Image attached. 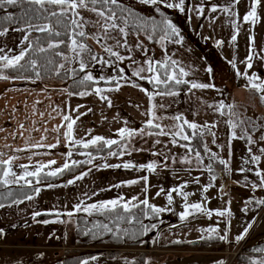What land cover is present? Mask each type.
Masks as SVG:
<instances>
[{
	"label": "snow or ice",
	"instance_id": "obj_1",
	"mask_svg": "<svg viewBox=\"0 0 264 264\" xmlns=\"http://www.w3.org/2000/svg\"><path fill=\"white\" fill-rule=\"evenodd\" d=\"M141 3L145 5H155L158 6L160 4H164L167 8H176L181 12L185 11V0H178V2H174V0H141ZM241 3V0H229L228 4L220 7L219 10L223 13L229 15L230 17H234L237 13L233 12V7ZM20 5H28L29 7L25 11L24 15L28 17V20L24 27H16L13 30L17 32H24L19 47L18 54L9 55L3 48H0V80H9L10 77L5 74L6 70H13L19 73V75L12 77V79L19 80H32L31 75H25L26 73L34 74L35 80L43 79L41 69H44L45 73H51L57 77H60L62 72L63 75L67 78L73 79V83L83 86L85 90L79 91L76 93L69 92L67 89L64 91L68 96L78 95L80 97H84L90 94H94L99 97L101 101H106L111 107L112 101L105 93L118 91L122 86L121 81L129 82L130 78L124 75V69L119 68L118 62L124 61L125 59H132L131 56L121 55L120 51L114 50L119 48H126L129 52L132 51V48L129 46L127 37L132 32H149L147 35L148 40H153V35L151 33L162 32L160 35V42L163 46V41L165 40H173L176 44H181L183 41V37L180 35L179 29L173 24L170 19L164 18L157 22L155 19H143L141 22L136 23V21H140V18L136 16V14L130 9L124 7L120 0H0V10L4 11L6 14L2 17L3 20L6 21H14L15 17L11 11L8 9L15 6ZM262 7V0H251V4L249 10L242 17L244 22H250L252 24H256L260 21L261 17L258 14V9ZM213 12L218 10L217 6H213L211 9ZM156 11L160 12V7H156ZM199 14L203 15L204 8L200 7L197 9ZM85 12L93 14L94 19L86 17L84 15ZM29 13H32V16H29ZM40 20L44 19L46 23H33L32 20ZM130 22H132V27H129ZM233 26L236 29V34L231 36V40L234 42L237 39V34L239 33V25L235 23L233 20ZM91 28L93 31L89 33L88 29ZM9 32L8 28H3L0 30V36H5ZM33 32L46 34L48 37L46 46L40 43V36L35 38V43L33 42V38L31 34ZM63 37V38H61ZM92 39L95 41L97 45H99L104 52L108 54L109 57H113V61L104 60L103 58L98 57L95 54H92V50L89 45L86 43V40ZM108 40L114 41V45H110L107 43ZM223 44V41H217V45ZM67 49V52L61 51V47ZM135 48L141 50L147 56V49L144 48L142 42H137ZM54 53L55 57H60L61 61L57 62L53 58H47L45 64H40L37 59L29 58L30 52H35L37 54H47L49 51ZM9 52L12 50L9 49ZM250 52L246 58V68L251 69L253 67V59H254V37H250ZM70 53L71 55H69ZM87 57V58H85ZM261 60H264V56L260 57ZM89 61L100 63L102 65L112 64L118 68L119 75H114L109 78H105L101 75L98 79L94 78L90 71H86L89 67ZM73 62H78V68L76 67H67L66 64H71ZM134 64L135 60L132 61ZM232 66L235 68V62L230 61ZM145 66L137 67L135 71L132 72V77H138L140 80H147L149 84H152L155 91H148L143 87L133 83L132 86L140 87V91L144 92L149 100L150 107L147 109L145 115L149 118L146 121L145 128L140 129L139 131L129 129L127 127H122L118 129V134L120 139H106L103 136H90L89 139L85 140L84 138L75 139L74 138V130L77 125V121L81 116L87 115V113L80 112L79 109L83 107V105H78L76 109L72 110L76 113L75 118H73L70 114H64L62 116V125H58L53 128L51 131L61 133L64 138H66L73 146L80 145L84 149L96 148V150L103 151L106 147L109 149L107 155L108 156H124L126 154V150L128 145L122 143L125 140H131L136 135L140 136H157V137H171L170 143L174 146H179L186 151V155L182 159V163L192 164L193 160L190 158L189 154L194 153L195 161L197 164L203 163V157L201 155V151L197 150L192 141L194 139L199 140L203 152L210 156L211 160L218 159L217 153L213 152L212 149L208 146L206 142H204L203 138L205 135L212 136V143L215 144L216 133L213 129L216 127L215 124H208L207 122L204 124H198L194 121H189L182 114L174 115L172 117H164L157 115V107L163 108L164 105L157 106L153 103L155 97L157 96H176L178 93L173 91V87L181 84H189L191 89H208L215 87L212 84L206 83H197V82H189L187 80L182 79L181 77L188 76V72L179 65V62L175 59H172L171 56H165L164 60H153L150 58H146L144 61ZM210 73L211 68L207 69ZM151 73L152 75H144V73ZM79 73H85L82 78L76 79ZM237 75L243 76L248 83L246 84L247 88L254 90L257 93H264V80H262L258 75L253 73L249 75L247 71L240 73L237 70ZM33 80V82H35ZM100 81H104L106 84H114V87H93L91 91H88L87 88L90 84H99ZM161 86H164V89H161ZM260 99L264 101V94L260 96ZM39 103V101L37 102ZM209 108H213V105L209 104ZM229 109L227 120V124L232 129L231 135L229 138V148L231 147V140L234 139H242L246 140V143L249 145L248 153H249V162L251 163H259L261 161V157L264 156V148H259L258 151L260 155L252 154V147L256 145V140H254L253 135L249 133V128L252 131L259 130L260 128H264V125H258L252 117H245L243 119L240 118L241 114H238L235 111L234 105L228 104L226 105L223 101H220L215 106V111L220 112L222 115L224 114V109ZM53 111L59 113L58 108H54ZM91 111V109H89ZM40 117L44 118V113H39ZM49 115H51L49 113ZM164 119H170L173 121L171 124L162 125L160 122ZM245 125L248 127L246 128ZM20 128L23 129L24 125L21 124ZM66 129L61 132V130ZM147 129H155L156 131H147ZM237 129L240 130V134H237ZM188 130H191L189 132ZM45 132L49 131L47 128L44 129ZM91 130H88L90 134ZM21 135L23 133H20ZM46 139V137H41V140ZM261 140H264V135H261ZM184 141L185 143H181ZM57 143H60V139L58 138ZM156 144H160L161 140H155ZM56 144H44L41 142L32 143L29 147L35 148H55ZM112 146H118L120 148L119 151H112ZM7 147V145H5ZM17 152L22 151V149H16ZM81 155H85L88 157L86 161H76L73 160L71 163L65 162L62 167L56 168L51 171L45 172L46 168H49L51 165L56 163L55 160H49L47 164L39 163L34 170H29V165L20 164L18 167L22 169V174H18L13 170V164L17 159L16 156H8L7 158H3L4 153L0 152V185L7 186L9 184H20L24 182L25 185L32 186L34 181L31 178H36L35 183L41 184L48 177H57L63 174L66 170L70 171L72 168L77 166L78 164L86 163L89 165H93V161L96 159H101L103 157L94 156L91 151L82 152ZM155 155H160V153H154ZM69 157L73 155L71 151L67 153ZM168 157H165L167 160ZM175 162V157L172 158ZM219 163L224 165L225 168L228 167L229 161L223 158H219ZM95 167V165H93ZM104 168H124V169H132L138 167L139 169H146L149 172H155L157 168V164L155 162L149 163L146 165H133L130 162H125L122 164H107L104 163L102 165ZM207 170L212 172L211 163L207 166ZM252 169L241 168L240 172L251 171ZM88 175V172H83L74 177V179H70L67 181V184H74L77 180H81L84 176ZM255 175L259 177V184H252L251 187L253 189L260 187L264 188V170H256ZM211 179L214 181L216 179L215 176H212ZM143 180L145 183L148 180V176L140 177L136 180L126 181L127 185H133L140 183ZM54 185L48 184L47 187H53ZM120 184L113 185L112 187H120ZM209 184L207 187H211ZM184 185L179 186V188H173L167 195L168 203L171 204L173 202V192L179 193L183 196L184 200L187 201L188 193L183 191ZM207 188H205V191ZM41 189L36 187L34 192L39 194ZM147 192V188L144 189ZM163 191V189H161ZM11 195V193H9ZM87 195V194H85ZM157 195H160L158 192ZM34 197L32 195H26V200H32ZM21 200H14L13 203H22ZM248 204L253 203L252 200L247 202ZM257 205H264V199L254 201ZM143 206V207H142ZM5 204L0 203V208H4ZM135 209L140 210V215L151 218L158 217L160 213L165 211H171V209H166L163 207H157L153 204L149 203L147 198L140 200L138 197L133 196L131 199L126 200L123 196H118L117 198L94 202L90 204H84L83 201H80L74 206L73 211H69L67 213H60L56 211L54 214L55 220H44L42 223H55V222H66L60 219L61 215H66L68 218L74 216L75 213L84 212L89 216L94 213H99L101 215L115 213V221H124L127 220L128 223H132L135 221L140 227L136 232L129 233L128 229H119V224H116V228L119 231H122L124 236H128L129 238H136L138 236L146 235L154 229H157L158 225L156 223H152L149 225H144L143 221L139 219V216L133 211ZM244 211H248L246 207ZM196 213H205L209 217L213 215L211 210H208L202 203H185L184 210L179 213L180 220H186L188 217L193 216ZM42 213L37 211L33 214V219L39 217ZM216 215L220 217L230 216V209H224L221 211H217ZM226 223V228H227ZM253 224L249 223L247 227L243 229V232L240 235H237L235 239L237 241H241L245 238L249 230L252 228ZM94 229H100V231H94ZM204 232L207 233L206 236H202L201 239H213L218 238L221 241H226L228 239L227 234L220 235L218 233L217 228H207L203 229ZM106 233H113L116 235L117 239H120L117 233H114L112 227H109L106 223L96 222L93 225V228L87 229L84 231V235L91 234L92 237L99 238L102 237ZM0 235H3V229H0ZM181 241H174L173 243H180ZM256 252L264 253V248L255 249ZM97 257H91V260H96ZM81 264H89V260L85 259L81 261ZM126 264H136L135 260L126 261ZM144 264H151L150 260H146ZM218 264H223V261L218 262ZM251 264H264V259L259 261L253 260Z\"/></svg>",
	"mask_w": 264,
	"mask_h": 264
},
{
	"label": "crops",
	"instance_id": "obj_2",
	"mask_svg": "<svg viewBox=\"0 0 264 264\" xmlns=\"http://www.w3.org/2000/svg\"><path fill=\"white\" fill-rule=\"evenodd\" d=\"M174 2H178V0H174ZM228 2L229 0H185V7L224 6ZM242 3L234 6L238 8L237 12L242 11L241 9L244 6ZM259 15L261 16V14ZM250 37H254V47H262L255 50L254 56L256 51L259 54L262 52L264 56L263 20L260 19L256 24L249 25V48ZM249 54H251L250 51ZM66 67H73L72 63ZM257 69L261 71L263 67ZM33 80L35 79L19 80L11 77L7 81L0 80V152L4 153L3 158L8 156L17 157L13 164V170L17 173L22 170L18 167L20 164L29 165L30 170L34 169L39 163L47 164L49 160H55L56 163L54 165L46 168L51 171L62 167L65 162L71 163L73 160L78 161L88 158L80 154L85 151L74 150V146L61 133L51 131L58 125H62V116L64 114H70L75 118L76 113L72 110L76 109L78 105H83L79 111L87 113V115L81 116L77 121L74 130L75 139L84 138L87 140L90 136L96 135L103 136L106 139H118V129L127 127L139 131L144 128L143 125H146V121L149 118L145 115L150 107L148 97L144 92L140 91V87H134L132 83L128 84L121 81L122 86L118 91L105 93L112 101V105L109 107L106 101H101L94 94L84 97L78 95L68 96L64 91V89H67V82L63 80L54 78L35 80V82ZM107 87L110 86L104 88ZM38 101L39 103H37ZM54 108H58L59 113L53 111ZM41 112L44 113L43 119L39 115ZM160 123L163 124V122ZM21 124L24 125L23 129L20 128ZM45 128L49 131L45 132ZM64 130L66 129L62 128L61 132ZM88 130H91L90 134H86ZM147 131L153 130L147 129ZM20 133L23 134L21 135ZM42 136L46 137V139L41 140ZM154 137L158 138L157 136L136 135L124 143L128 145L124 156L95 154L94 156L103 157L93 161L95 167L88 165L71 177L61 178L53 183L42 182L38 184L37 187L41 191L39 194L33 192L31 194L34 197L32 200L22 199V203L16 204L12 202L5 204L4 208H0V229H3V235H0V256L1 254L4 256L7 254L12 255L15 249L40 248L44 251L43 263L46 264L47 259L49 260L48 253L53 250V258H55L56 264H59L62 262L64 250L76 245L74 242L75 220L73 217L68 218L66 215H61L60 219L66 222L44 224L42 221L55 220L56 217H36L33 219V214L37 211L42 214L56 211L64 214L73 211L74 206L80 201H83L84 204H90L114 199L118 196H123L126 200L131 199L133 196L138 197L140 200L147 198L150 204L171 209V211L159 214L160 220L156 223L158 227L147 260L148 257L155 254V249H167L161 248L164 247L165 243L188 238L184 236V230L179 229L178 226L182 224L188 225L190 221L197 220V225L192 228L191 232L199 233L198 229H196L197 226L201 227L204 221L206 222L203 224L204 227L209 224L210 220L204 219L207 214L196 213L182 221L179 218V213L184 210L185 203H202L213 213L220 210L217 205L218 198L216 194L208 192L205 182L207 177L204 171L207 170V165L204 161L202 165L197 164L194 154H189L193 163L183 164L181 167L172 161L165 160L168 152L163 149L165 154H162L161 148L165 147L166 144L171 146L168 143L171 137H165L166 139L160 137V144L155 143ZM58 138L60 143H57ZM36 142L56 144L57 146L55 148L42 147L35 149L29 147L30 144ZM172 146L183 157L186 155L185 149L179 146ZM18 148L22 149V151L17 152L16 149ZM69 151L73 153L71 157L67 155ZM154 153H160V156L163 157L160 161L158 159L155 160L157 164L155 172H149L138 167L132 169L102 167L104 163L111 165L125 162H130L137 166L146 165L153 163L149 161L148 154ZM83 172H88V175L81 180H77L74 184H67L68 180L74 179L75 176ZM143 176H148L146 183L143 180L133 185L124 183ZM48 184L54 186L47 187ZM117 184L121 186L112 187ZM181 185H184L183 191L188 193L187 201L179 193L173 192V202L169 204L167 200L168 193L173 188H179ZM145 188H147V192L144 191ZM205 188H207L206 191ZM158 192L160 195H157ZM187 240L190 244H194L193 241H197L194 238ZM240 246L242 244L233 249H237ZM57 247L60 249L59 252L56 249ZM185 248L186 246L181 248L170 247L168 251H178ZM221 248L215 251L220 253H224V250L230 251L228 245ZM141 250L142 248L139 251ZM200 251L214 252L212 248L207 247L200 248ZM93 256L97 257L94 261L91 260ZM93 256L86 258L89 260V264H97V261H99V264H126L127 261L126 256V258H122L123 251L120 257L107 258L102 253L94 254ZM214 261H217V259ZM7 262H9L8 259ZM226 263V260H224L223 264Z\"/></svg>",
	"mask_w": 264,
	"mask_h": 264
},
{
	"label": "rangeland",
	"instance_id": "obj_3",
	"mask_svg": "<svg viewBox=\"0 0 264 264\" xmlns=\"http://www.w3.org/2000/svg\"><path fill=\"white\" fill-rule=\"evenodd\" d=\"M120 1L131 4L143 12H147L145 9L147 5L141 3V0ZM241 2H243L242 5H244L241 12H237V7H233L232 9L233 12L237 13L234 17H230L220 11L219 8L223 7L220 5H207L203 7V15L199 14L197 11V9L200 8L198 6L192 8L190 6H184V12L176 8H167V11L174 14L182 23L183 30L180 31V35L183 37V41L181 44H176L173 40H165L163 41V46L160 42L158 47H151L141 34H130L127 37V41L132 48L131 52L126 48L114 49L120 51L121 55L132 57L131 60L125 59L124 61L118 62L119 68L124 69V75L130 78L129 82H127L128 84L132 82V72L135 71L137 67H146V65H144L146 58L162 61L167 55L177 60L179 65L189 73L188 76L181 77L182 79L189 82L206 83L215 86L208 89L190 90L189 83L185 90L177 92L178 95L157 96L153 103L157 106L161 104L164 105L163 108L157 107L156 111L158 116L172 117L182 114L189 121H194L201 125L206 122L216 125L213 129L216 133V143H212L213 138L211 135H205L203 138L204 142H206L218 156V159L211 160L208 154L204 153L202 155L206 165L208 166L210 163L212 165L211 173L208 172V170L204 171L207 177L205 182L207 186L209 184L212 185L211 187H207L208 192L216 194L218 198L217 205L220 208L219 211L230 209L231 215L220 217L216 215V212L213 213L211 217L207 215L204 219L210 220L208 226L204 227L203 224L206 223L204 221L201 227H196L200 234L191 232L192 228H195L194 226L197 225V220L190 221L188 225L182 224L183 226H178L179 229L184 230V236L188 237L187 239L190 240L194 238L197 240V243L186 245L185 249L178 251H168L170 247H161L167 249H155V254L148 257L151 264H208L216 259L219 262L226 260V262H230L229 264H240L235 259H231L232 255L226 252L227 250H224V253L216 252L215 250H220L219 248H224L225 245H228V249L231 251L235 250L233 248L241 244L252 245L264 241V205H257L254 203L256 200L264 199V188L257 187L253 189L251 187L252 184H259L260 182L259 177L255 175V171L258 169L264 170V156L261 157V161L258 164L249 162V145L246 143V140L242 139L231 140V147L229 148V138L232 131L227 124L229 109L225 108L223 115L215 111V106L220 101H223L226 105H234L235 111L241 114V119L252 117L258 125H264V101L260 99V96L264 93H257L247 88L246 84L248 81L243 76L237 75V70H239L240 73L247 71L249 75H252L254 72L264 80V60L260 59V57L263 56L262 52L259 54V52L256 51V55L254 56L255 61H252L253 67L251 69L246 68V58L250 51L248 40L249 25L252 26L253 24L244 22L242 19L248 11L251 0H241ZM213 6L218 7L216 12L211 10ZM258 14H261V20L264 22V0H262V7L258 9ZM84 15L92 19L95 18L93 14L88 12H85ZM233 20L240 28L237 39L234 42L231 40V36L236 34V29L232 23ZM88 31L91 33L93 29L89 28ZM24 34V32L13 30L9 31L5 36H0V48H3L9 55L18 54L19 47L17 46L20 45V41ZM217 41H223V44L218 46ZM137 42H142L144 48L147 49V56L143 51L135 48ZM107 43L114 45V41L112 40H108ZM87 44L91 48L92 54L104 60H114V58L109 57L94 40L88 39ZM20 46L22 47V45ZM261 48V46L254 47L255 50ZM9 49L12 51L9 52ZM133 60L136 61L135 64L132 62ZM230 61L235 62V68ZM72 66L78 67V62H73ZM259 67H263V70H258L257 68ZM116 68L117 67L112 64L102 65L89 61L87 70L90 71L96 79L101 75L107 79L111 76L119 75ZM209 68H211L210 73L207 71ZM144 75L152 74L146 72ZM209 104L213 105V108H209ZM158 122H163L162 125L173 123L170 119H164ZM245 127L247 128L248 126L245 125ZM248 130L249 133L253 135L254 140H256V145L252 147V154L260 155L258 149L264 148V140L260 139L261 135H264V128H260L256 131H252L251 128ZM236 131L239 135L240 130L237 129ZM157 139L160 140V137H154V140ZM194 142H197V140L194 139ZM168 143H170V140ZM198 144H196L197 148H195L202 151V147H199ZM170 145L171 146H167L166 144L165 147L161 148L162 154H165L163 149L168 152V154H166V157H168L167 161H172L179 167L183 166V164H187L181 162L183 159L182 154L175 151V147H173L171 143ZM148 156L151 162H155L157 159L159 161L163 159L160 155L148 154ZM173 157H175V162L172 159ZM219 158L229 161L227 168L219 163ZM241 168L252 170L240 172L239 170ZM22 171L23 170L18 174H22ZM212 176L216 177L214 181L211 179ZM249 200H252L253 203L248 204L247 202ZM246 207L248 211H244ZM226 223L228 225L227 228ZM249 223L253 224L252 228L243 240L237 241L235 237L240 235ZM209 227L217 228L220 235L226 233L228 239L226 241H221L217 238L216 241L210 242L209 245L202 246L198 240L201 239L200 237L207 235L203 229ZM74 242L76 243V241ZM206 247L212 248L214 252L200 251V248ZM98 248L99 246L90 247L89 250ZM141 248H143V244L137 247L122 248V258L135 257ZM56 249L58 252L60 251L58 247ZM52 251L48 253L50 261L47 259L46 264H56L55 258H53L54 251ZM43 255L44 251L40 248L15 249L12 255L7 254L4 256L1 254L0 264L10 262V264H45L43 263ZM256 258L260 260L264 259V253ZM7 259L9 262H7ZM97 264H99V261H97Z\"/></svg>",
	"mask_w": 264,
	"mask_h": 264
},
{
	"label": "trees",
	"instance_id": "obj_4",
	"mask_svg": "<svg viewBox=\"0 0 264 264\" xmlns=\"http://www.w3.org/2000/svg\"><path fill=\"white\" fill-rule=\"evenodd\" d=\"M120 3L124 7L130 8L136 14V16H138L140 18V21H136V23L141 22L143 19H149V20L155 19L157 22H159L160 20L167 18L173 22V24L179 29V31L183 30L182 23L178 20V18L174 14H171L170 12H168L167 7H165L163 4H160L158 6L149 4L145 8L147 10V12H143V11L139 10L138 8H136L135 6L128 4L124 1H120ZM28 7H29L28 5H20V6H15V7L9 8L8 10L11 11L15 17L14 21H11V22L2 19V17L6 13L4 11L0 10V30H3V28H8L9 31H13V29L16 27H24L27 20H28V17H26L24 15V13ZM156 7H160L161 11L157 12ZM29 16H32V13H29ZM32 22L33 23H46L47 21L44 19H40V20L33 19ZM129 27L130 28L132 27V22H130ZM131 34H133V35L141 34L144 37V39L146 40V42L151 45V47H158L159 43H160V35H162L163 33L159 32V31L156 33H151L153 35V40H151V41L147 39V35L149 34V32H139V33L132 32ZM31 36L33 38L34 43H35V38L37 36H40V38H41L40 43L42 45L46 46V43L48 40V37L46 34H40V33L33 32L31 34ZM61 38H63V37H61ZM174 39L175 38H173V40ZM86 43H87V40H86ZM60 50L67 52V49H65L63 46L61 47ZM68 54L70 55V53H68ZM29 58L37 59L40 64H45L47 58H53L57 62H63V61H61L60 57H55L54 53L51 50L47 54H37L35 52H30ZM67 65L68 64H66V66ZM76 68H78V67H76ZM86 71H88V70H86ZM116 71H118V68H116ZM41 73H42L43 79L54 78V79L63 80L65 82H67V90L69 92L76 93V92L85 90V88L83 86H80L78 84L73 83V79L65 77L63 75V72H62L60 77H57L55 75H52L51 73H45L44 69L42 68ZM5 74H7L11 78L19 75V73H17L16 71H13L11 69L6 70ZM84 74L85 73H79L78 76L76 77V79L78 80V79L82 78V76ZM25 75H31L32 79H35L34 74H32V73H26ZM131 83H132V85H133V83H135V84L139 85L140 87L148 89V91H150V92L156 90L152 84H149L147 82V80H140L139 78L132 77ZM187 85L188 84L176 85L173 87L172 90L176 91V92L182 91V90L186 89ZM96 86L113 87L114 84H106L104 81H100L99 84H90L89 87L87 88V90L91 91V88L96 87ZM161 89H164V86H161ZM145 126L146 125H143L144 128H145ZM149 130L156 131L155 129H149ZM188 131L191 132V130H188ZM119 139H120V137L117 140H119ZM125 142H126V140L123 141L122 143H125ZM197 142H194V140L192 141L193 146L196 148H197L196 144H198L199 147L201 146L200 141L197 140ZM181 143H185V142L181 141ZM74 149L80 150V151H85V152L91 151L93 153V155H95V154L107 155V153L109 151V149L106 147L103 149V151L98 152L96 150V148H94V147L89 148V149H84L80 145H75ZM111 150L112 151H119L120 148L118 146H112ZM203 154H204V152L202 150L201 155H203ZM87 159L88 158L81 159L78 161H86ZM88 165L89 164H86V163L78 164L77 166L72 168L70 171L66 170L63 174H61L57 177H48L43 182L53 183V182L58 181L61 178L71 177V176L75 175L76 173L80 172L82 169H84ZM0 168H2V166H0ZM44 171L47 172L49 170L45 169ZM31 179H33V181H34L32 186L25 185L24 182H21L20 184L7 185V186L0 185V203L9 204V203H12L14 200L25 199L26 195H31L34 192V189L38 185L35 183L36 178H31ZM9 193H11V195H9ZM133 211L139 216V219H141L143 221L144 225L150 226L152 223H157L160 220L159 216L146 218V217L140 215L139 209H135ZM115 215H116L115 213L104 214V215H101L99 213H94L93 215L89 216L87 213H84V212L75 213L73 216V219L76 222V226L74 229V237H75L76 245L73 247H68L64 250L62 262H60L59 264H79L82 260H84L88 257H91L94 254H98V253L104 254L107 258L120 257L122 248L137 247V246H140L141 244H143L142 250L139 251L135 257L126 258V260L127 261L135 260L136 264H144V262L147 260L148 254L151 252L150 248H152V246H153V239H154L155 234H156V229L152 230L151 232L147 233L146 235L138 236L136 238H129L128 236H124L122 231L117 230L116 224L117 223L119 224V229H121V230L122 229H128L129 233L138 231L140 226L135 221H133L132 223H128L127 220L117 222V221H115ZM54 216H55L54 214L43 213L39 216V218H49V217H54ZM96 222L108 224L109 227L113 228L114 233H117V235H119L122 238L117 239L116 235H114L113 233H106L102 237L95 238V239L92 237L91 234L84 235V231H86L87 229L93 228V225ZM94 231H100V229H94ZM216 240H217V238L200 239L199 243L206 246V245H209L210 242H214ZM174 241H181V242L180 243H173ZM186 245H190V242L187 240H173V241H169V242L165 243L163 246L164 247L181 248V247H185ZM95 246H99V248L94 249V250H92V249L89 250L90 247H95ZM83 248L86 250H84ZM257 248H264V241H261V242H258V243L252 244V245H244L243 244L241 246V248L238 250V252L236 253L235 260L240 264H251V262L253 260L259 261L260 259H257L256 257L260 256L262 253L256 252L255 249H257ZM218 262L219 261H213V262L208 263V264H218Z\"/></svg>",
	"mask_w": 264,
	"mask_h": 264
},
{
	"label": "water",
	"instance_id": "obj_5",
	"mask_svg": "<svg viewBox=\"0 0 264 264\" xmlns=\"http://www.w3.org/2000/svg\"><path fill=\"white\" fill-rule=\"evenodd\" d=\"M197 241H193V243H196Z\"/></svg>",
	"mask_w": 264,
	"mask_h": 264
}]
</instances>
